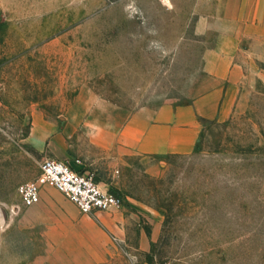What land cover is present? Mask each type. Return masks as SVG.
I'll return each instance as SVG.
<instances>
[{
	"label": "rangeland",
	"instance_id": "obj_1",
	"mask_svg": "<svg viewBox=\"0 0 264 264\" xmlns=\"http://www.w3.org/2000/svg\"><path fill=\"white\" fill-rule=\"evenodd\" d=\"M203 10V0H0V264H264L259 83L246 110L203 123L193 154L119 169L118 210L84 215L52 185L24 208L17 192L45 159L73 156L62 132L80 96L135 110L196 95L205 48L191 29ZM67 221L87 233L95 223L101 248L76 230L45 239Z\"/></svg>",
	"mask_w": 264,
	"mask_h": 264
},
{
	"label": "crops",
	"instance_id": "obj_2",
	"mask_svg": "<svg viewBox=\"0 0 264 264\" xmlns=\"http://www.w3.org/2000/svg\"><path fill=\"white\" fill-rule=\"evenodd\" d=\"M203 1L205 10L195 13L191 29L205 48L201 59L205 79L196 95L184 104L168 101L135 110L81 96L72 105L73 118L62 132V146L73 155L67 163L78 172L93 174L102 189L111 190L115 184L111 177L132 160L193 154L204 122H227L235 112L246 110L256 83L264 85V0ZM66 136L71 139L66 141ZM47 192L42 188L40 203ZM69 224L60 230L47 227L45 239L71 240L69 233L76 230L88 234L92 248H101L103 232L95 223H90L88 233L80 222L71 231Z\"/></svg>",
	"mask_w": 264,
	"mask_h": 264
},
{
	"label": "built area",
	"instance_id": "obj_3",
	"mask_svg": "<svg viewBox=\"0 0 264 264\" xmlns=\"http://www.w3.org/2000/svg\"><path fill=\"white\" fill-rule=\"evenodd\" d=\"M47 185L67 195L84 215L118 210L124 204L119 195L102 189L93 174L78 172L63 161L45 159L40 165L39 176L21 184L17 189L21 207L31 208L39 204L41 190Z\"/></svg>",
	"mask_w": 264,
	"mask_h": 264
},
{
	"label": "trees",
	"instance_id": "obj_4",
	"mask_svg": "<svg viewBox=\"0 0 264 264\" xmlns=\"http://www.w3.org/2000/svg\"><path fill=\"white\" fill-rule=\"evenodd\" d=\"M111 191V190H110ZM112 192V191H111ZM113 193V192H112ZM114 194V193H113Z\"/></svg>",
	"mask_w": 264,
	"mask_h": 264
}]
</instances>
